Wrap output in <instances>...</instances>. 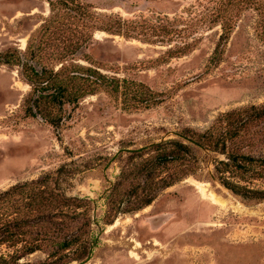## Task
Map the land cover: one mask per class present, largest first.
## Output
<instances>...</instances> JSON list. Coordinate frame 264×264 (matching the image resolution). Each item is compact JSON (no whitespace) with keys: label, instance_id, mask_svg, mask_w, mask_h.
I'll return each mask as SVG.
<instances>
[{"label":"rangeland","instance_id":"obj_1","mask_svg":"<svg viewBox=\"0 0 264 264\" xmlns=\"http://www.w3.org/2000/svg\"><path fill=\"white\" fill-rule=\"evenodd\" d=\"M48 1L0 0V52H25L51 15ZM80 1L100 15L182 30V41L191 43L192 51L167 59L172 46L96 32L77 63L89 66L82 57L87 56L103 74L149 88L159 103L126 110L121 100L99 92L66 105L58 130L40 117L25 116L22 105L32 88L18 67L0 66V192L60 167L73 173L62 176L61 189L86 200L92 224L85 238L87 257L69 264H264V201L243 200L210 178L215 160L224 156L203 159L201 171L161 191L142 210L121 214L109 203L117 183L123 202L145 196L143 188L149 187L139 174L149 154L132 159L122 153L115 159L120 152L177 140L186 130L203 133L221 114L264 106V0L236 9L233 32L216 67L208 62L222 34L219 18L234 8L227 0ZM260 129L258 136L264 138V122ZM247 152L264 157V142ZM245 185L264 189V179ZM198 186L216 201L203 199ZM71 259L39 251L19 263Z\"/></svg>","mask_w":264,"mask_h":264},{"label":"trees","instance_id":"obj_2","mask_svg":"<svg viewBox=\"0 0 264 264\" xmlns=\"http://www.w3.org/2000/svg\"><path fill=\"white\" fill-rule=\"evenodd\" d=\"M227 1V7L234 8L232 11L230 8L227 18H219L222 34L208 67L220 63L223 46L233 32L231 24L236 9L252 0ZM48 4L51 15L30 39L25 52L18 49L0 52V66L18 67L22 78L31 86L22 105L25 116L40 117L57 130L61 128L66 105L76 106L99 92L121 100L126 110L149 109L159 103L149 88L103 74L87 56L82 57L89 66L77 63L79 52L93 41L96 32L172 46L165 52L167 59L186 56L193 48L191 43L182 41V30L163 23L147 24L115 15H100L92 5L80 0H49ZM218 17H221L219 9ZM263 122L264 106H252L221 114L203 133L186 130L177 140L120 152L115 159L122 153L132 159L149 154L139 171L149 187L143 188L145 196L123 202L117 197V183L109 195V203L117 206L121 214L142 210L150 206L161 191L201 171L203 159L219 155L225 159L215 160L210 178L218 180L243 200L263 202L264 189L245 185L264 179V157L247 152L264 142V138L258 136ZM66 169L60 167L54 173L17 183L0 192V249L12 250L7 255L0 253V264H20L21 258L39 251H46L49 258H73L67 262L56 260L54 264L80 262L87 257L85 238L92 224L87 202L69 197L61 189L62 176L73 175ZM76 246L81 248L80 253L72 251Z\"/></svg>","mask_w":264,"mask_h":264},{"label":"bare ground","instance_id":"obj_3","mask_svg":"<svg viewBox=\"0 0 264 264\" xmlns=\"http://www.w3.org/2000/svg\"><path fill=\"white\" fill-rule=\"evenodd\" d=\"M198 189H199V193L201 194V196H202L203 199H206L207 200L208 197L210 198V196L208 195V191H207L206 188L201 187V186H198ZM210 200L213 201V202L216 201L213 196L210 198Z\"/></svg>","mask_w":264,"mask_h":264}]
</instances>
